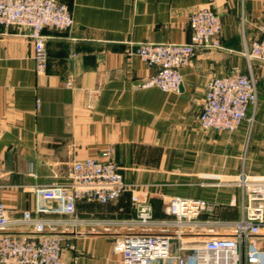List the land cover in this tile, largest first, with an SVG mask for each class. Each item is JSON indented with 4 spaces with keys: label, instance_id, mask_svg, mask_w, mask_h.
<instances>
[{
    "label": "crops",
    "instance_id": "1",
    "mask_svg": "<svg viewBox=\"0 0 264 264\" xmlns=\"http://www.w3.org/2000/svg\"><path fill=\"white\" fill-rule=\"evenodd\" d=\"M74 24L45 28L48 65L35 70L28 30L0 25V200L18 216L37 204L36 187L62 182L75 160L116 162L126 182L164 217L174 195L203 197L222 219L242 214L244 170L264 175V64L246 56L261 36L264 0H61ZM209 6L221 18V48L198 49L180 68L179 91L141 87L153 73L133 53L144 42L183 43L189 15ZM238 66L253 75L258 105L234 132L203 130L198 116L212 77ZM71 83L68 86L67 83ZM131 190L118 200L77 202L83 216L136 215ZM57 205V204H56ZM77 264H122L108 235L73 238ZM173 250H176L173 247Z\"/></svg>",
    "mask_w": 264,
    "mask_h": 264
},
{
    "label": "built area",
    "instance_id": "2",
    "mask_svg": "<svg viewBox=\"0 0 264 264\" xmlns=\"http://www.w3.org/2000/svg\"><path fill=\"white\" fill-rule=\"evenodd\" d=\"M73 24L71 10L61 0H0V25L28 30L38 75L48 65L45 28L67 30ZM189 24L188 42H144L133 48L155 70L141 87L179 91L180 68L192 62L197 50L221 48L222 21L214 9L194 10ZM260 29L261 36L245 56L264 64V24ZM257 105L256 79L234 66L207 81L198 120L203 130L234 132L245 120L253 122L249 110ZM233 184L243 193L238 219H222L216 203L183 195L171 196L165 201V216L155 217L148 199L126 182L116 162L75 160L64 181L35 188V209L14 216L0 200V264H77V256L67 259L65 254L77 250L74 237L87 234L113 237L122 264H264V175L241 172ZM128 190L134 217L83 216L77 210L78 201L106 204Z\"/></svg>",
    "mask_w": 264,
    "mask_h": 264
},
{
    "label": "rangeland",
    "instance_id": "3",
    "mask_svg": "<svg viewBox=\"0 0 264 264\" xmlns=\"http://www.w3.org/2000/svg\"><path fill=\"white\" fill-rule=\"evenodd\" d=\"M243 172L251 175V176H256V175H262V174H259V173H255V172H249L248 170H244ZM233 183V182H232ZM168 200V199H167ZM164 206H165V203H164Z\"/></svg>",
    "mask_w": 264,
    "mask_h": 264
}]
</instances>
